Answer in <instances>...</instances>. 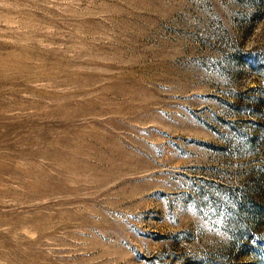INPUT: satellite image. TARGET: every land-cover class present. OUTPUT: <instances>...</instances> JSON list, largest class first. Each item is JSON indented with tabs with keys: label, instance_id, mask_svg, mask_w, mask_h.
<instances>
[{
	"label": "rangeland",
	"instance_id": "1",
	"mask_svg": "<svg viewBox=\"0 0 264 264\" xmlns=\"http://www.w3.org/2000/svg\"><path fill=\"white\" fill-rule=\"evenodd\" d=\"M0 264H264V0H0Z\"/></svg>",
	"mask_w": 264,
	"mask_h": 264
}]
</instances>
